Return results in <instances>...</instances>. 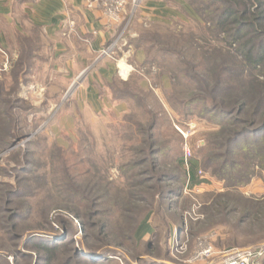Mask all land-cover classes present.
Returning <instances> with one entry per match:
<instances>
[{
	"label": "rangeland",
	"instance_id": "374dc122",
	"mask_svg": "<svg viewBox=\"0 0 264 264\" xmlns=\"http://www.w3.org/2000/svg\"><path fill=\"white\" fill-rule=\"evenodd\" d=\"M126 1L121 18L124 26L118 30L119 21L109 19L103 9L89 8L82 0L85 9L101 12L117 31L96 59L81 62L77 55L67 54L63 56V70L55 69L53 44L42 39L33 43V58L17 84L9 73H13L18 59L11 60L7 73H0V79H6L2 94L15 105L12 110L0 108V125L11 122L13 126L7 138L11 145L0 151V264H37L43 253L32 240L42 239L63 243L55 253V261L49 264H63L73 248L87 255L83 258L90 264L97 259L98 264H137L142 258L150 264H218L227 250L257 248L254 244L245 245L249 241H257L259 247L264 244V222L256 226L248 222L240 230L239 215L223 217L212 212L215 206L221 208L215 204L217 200L227 202L217 197L221 193H230L229 206H238L241 211L249 205L238 198L240 195H264V152H259L253 162L252 158L249 160L253 169L241 183L222 179L216 169L218 162L209 165L206 157L223 150L214 149L207 154L202 151L220 135L221 128L198 115L187 116L188 109L182 101L194 92L181 73L188 64H195L197 71L209 76L210 83L230 87L243 84L246 91L263 80V69L253 70L240 62L241 57L236 59L225 52L222 57H202L207 48L216 51L223 47L222 34L211 27L210 13L219 5L213 0H165V13L158 6L151 9L147 0ZM68 29L73 31L75 23L70 21ZM17 44L20 48L25 45L20 40ZM5 52L7 57L6 49ZM109 64L117 68L114 77L98 81V69ZM218 71H222L220 77L217 74L212 78ZM95 91L99 92L97 101L89 98ZM123 93L134 96L120 98ZM251 99L262 115L264 99L259 101L256 95H251ZM4 110L10 118L3 115ZM149 112L162 117L157 133L161 135L160 143L170 146L166 161L173 163V156L181 151L186 159L195 157L201 161L198 174L204 182L199 186L169 182L183 189L180 196H168L167 192L162 195L152 189L159 182L149 180L150 164L132 173L124 168L128 161L140 157L132 148L140 146L137 124L147 126ZM11 116L18 121L15 126ZM239 159L248 160L246 154ZM134 173L135 177H131ZM30 175L43 176L34 186L36 196L21 200L32 209L24 207L22 216L13 218L17 198L11 203V190L19 177ZM65 178L72 179L75 188L87 196H105L104 208L114 211L113 218L92 216L90 221L99 225L89 226L87 220L75 216L72 207L85 213L87 202L77 196L74 199ZM133 194L150 200H131ZM118 197L124 199L129 210L124 214L114 210ZM130 209H136L135 213ZM141 211L145 216L135 226L130 216ZM100 223L106 225L104 231ZM130 224L135 244L116 246L120 233L127 231ZM87 244L99 250L91 252ZM202 245L211 247L213 255L196 259ZM104 251L112 255L107 258ZM164 253L167 258L160 260Z\"/></svg>",
	"mask_w": 264,
	"mask_h": 264
},
{
	"label": "trees",
	"instance_id": "16d2710c",
	"mask_svg": "<svg viewBox=\"0 0 264 264\" xmlns=\"http://www.w3.org/2000/svg\"><path fill=\"white\" fill-rule=\"evenodd\" d=\"M213 1L219 5L214 11H212V13H210L212 14L211 21L213 22L211 27L217 29L219 33L222 34L221 38L223 47L216 48V51L207 48L202 54V57L205 58L212 54L222 57L225 52L236 59L241 57L240 62L246 64L253 70L263 69L261 71H263L262 74L264 75V0ZM123 20L119 22L118 30L123 29L125 22ZM19 40L21 41V44L23 41L25 45L21 47L20 57L13 67V73H9L10 78L12 77L15 84L20 81L21 73L28 68V62H31L30 60L33 58L32 46L34 42L36 43V40L34 39L23 38ZM196 68L197 65L188 64L187 67L181 71L182 76L187 80L185 83L195 93H193L192 97L184 99L182 105L186 110L188 109L187 111L185 110L188 117L198 115L201 118H206L208 122L220 126V132L218 131L220 135L216 137V139L209 141L207 143V148L202 151L204 154H207L214 149L223 150L218 154L206 157V161L209 162V165L218 162V167H216V169L219 171V175L222 179L229 180L232 183H234V181L241 183L242 179H244L245 176H248L253 169L250 162H253L256 159L259 152H264V113L262 115L260 114V108L258 109L257 105L256 109L254 108L253 100L251 99V95L258 96L260 98L259 101L264 99V95H262L264 92V78L261 82L254 83L250 90L243 91V84L230 87L223 86L222 84L210 83V80L208 79L209 76L199 70L198 72ZM221 72L222 71H218L212 78L216 77L217 74L218 77H220ZM5 86L6 79L1 78L0 108L6 106L8 110H12L15 106L14 103L2 94V92L5 91ZM130 95V93H123L119 97L126 98ZM131 96L133 97L134 95ZM2 113L10 118L8 111L4 110ZM149 114L150 123L147 126L140 123L137 124L138 132L141 134L140 146L133 147L132 149L134 154H137V156L140 157L128 161L124 164V168L132 173L134 169H137L144 164H150L151 169L147 172L151 174L149 180L159 182V184L157 186L154 185L152 189L157 190L159 194L162 195L165 194V192L168 193H166L168 196L171 194L177 196L182 195L183 189L181 187H174V185H171L169 182L172 184L186 183L191 187H196L202 184L204 180L200 178L198 174L201 165L199 159L195 157L186 159L183 155V151H181L173 156V163L166 161L167 152L170 150V146L162 145V143H160L161 135L160 133H157L162 124V117L159 113L155 112H149ZM11 120L14 122V126L18 123V121L12 116ZM12 130L13 126L11 122L7 126H4L3 124L0 125V151L5 150L11 145V142L7 138L8 136H11ZM182 139L183 138L180 136L179 140L183 141ZM244 154H246L248 158L245 162L240 161L239 159ZM251 158L253 160L249 162ZM250 166L252 168H250ZM135 175L136 173L132 174L131 177H135ZM42 177L43 176L40 175H30L28 177H23L22 179L19 177L17 185L11 190V203L15 197L17 198L15 201L16 207L13 208V218L22 216L20 211L24 207L31 211L32 206H24L23 201L21 200H23L24 197L34 198L36 196L34 186L36 182L42 179ZM65 181L67 182V189L73 191L74 199L77 196V199L80 201L84 200L87 202L85 213L81 212L78 207H72L75 216L82 220H87L85 222H88L89 226H95L96 224L99 225V223H93L94 221H90V219H93L92 216H105L109 219L113 218L114 211L104 208L107 202L105 196H87L85 192H81L75 188V182H73L72 179L65 178ZM165 182H168L170 185L161 184ZM228 194L230 193H221L217 195V197L221 199L224 198L227 202H220V200H217L215 204L221 208L218 209L216 206L213 207L212 212L214 214L219 213L223 217H229L236 214L239 215L237 228L240 230L241 226L248 222H252L254 226H256V223L264 222V195L255 198L241 193L242 195L238 198L245 199L249 205L246 211H241L238 206H229L227 198L231 196ZM130 198L134 201L148 202L150 200L148 197L137 196V194H133ZM116 199L117 200H115L116 202L114 203L115 212L124 214L129 211L125 207V201L123 198L118 197ZM73 202L77 203L76 200ZM69 204H72V201L68 203V206ZM96 207L100 209H96ZM130 210H132L131 212L133 214L136 211V209ZM144 211H141L137 216H130V219L132 220L131 222H135V226L142 222L145 216ZM105 224L108 226L107 222ZM105 224L100 223L102 227L101 231H104V228L106 227ZM126 229L127 231L120 233V239L116 240V243L118 244L116 246L123 247L126 242H132V244H135L134 236L131 234L133 231V224L128 225ZM170 235L171 232H168L167 238H169ZM107 237L104 241H106ZM32 242H36V248L43 253L37 264H40L42 261H46V264L55 261V253L60 250L59 247L63 244L58 243L57 245L53 241L47 239L38 241L32 240ZM256 242L257 241H249L245 245L254 244L259 247L258 244L260 243ZM263 242L264 238L262 240V243ZM148 244L152 247L151 241H149ZM86 247L91 252L99 250L89 244H87ZM105 252L106 251L102 254L106 255L107 258L112 255ZM165 253H167V251H165ZM165 253L160 255V260H165L167 258ZM83 256L87 255H84L76 248H73L72 255H69L63 261V264H82L83 262L90 264L89 262L91 261L84 259ZM92 261L94 260L92 259ZM99 261L100 260L97 259L95 260V263H92L98 264L100 263ZM127 264L134 263L127 261ZM137 264H150V261L142 258Z\"/></svg>",
	"mask_w": 264,
	"mask_h": 264
},
{
	"label": "crops",
	"instance_id": "0c3cea01",
	"mask_svg": "<svg viewBox=\"0 0 264 264\" xmlns=\"http://www.w3.org/2000/svg\"><path fill=\"white\" fill-rule=\"evenodd\" d=\"M164 2L147 0V5L150 8L158 6L161 13H165ZM70 21L75 23L73 31L68 29ZM116 33L115 26L101 12L85 9L82 0H0V42L8 53L7 57L0 53V73H7L11 69V60L19 59V39L50 40L53 67L63 70V56L77 55L81 62L96 59L94 57L114 40ZM98 70V81L111 80L117 68L109 64ZM98 95L97 91L91 92L89 98L97 101Z\"/></svg>",
	"mask_w": 264,
	"mask_h": 264
},
{
	"label": "built area",
	"instance_id": "2783aa9c",
	"mask_svg": "<svg viewBox=\"0 0 264 264\" xmlns=\"http://www.w3.org/2000/svg\"><path fill=\"white\" fill-rule=\"evenodd\" d=\"M89 8H100L105 15L115 22H120L127 4L126 0H85ZM119 41V38L117 39ZM117 41V42H118ZM115 45V44H113ZM0 53L6 54L5 48L0 42ZM188 154L190 151L188 150ZM213 255V250L208 245H202L196 253V259H206ZM264 245L257 248H233L223 252L218 264H263Z\"/></svg>",
	"mask_w": 264,
	"mask_h": 264
}]
</instances>
